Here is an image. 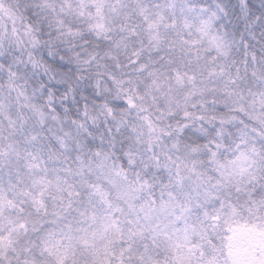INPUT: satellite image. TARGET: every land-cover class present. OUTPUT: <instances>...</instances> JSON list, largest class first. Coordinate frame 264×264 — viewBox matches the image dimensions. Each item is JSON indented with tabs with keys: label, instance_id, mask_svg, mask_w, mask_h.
Segmentation results:
<instances>
[{
	"label": "snow or ice",
	"instance_id": "6c2138e0",
	"mask_svg": "<svg viewBox=\"0 0 264 264\" xmlns=\"http://www.w3.org/2000/svg\"><path fill=\"white\" fill-rule=\"evenodd\" d=\"M0 264H264V0H0Z\"/></svg>",
	"mask_w": 264,
	"mask_h": 264
}]
</instances>
